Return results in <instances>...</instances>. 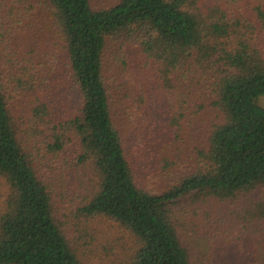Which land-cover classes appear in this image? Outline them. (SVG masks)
<instances>
[{
  "label": "trees",
  "instance_id": "16d2710c",
  "mask_svg": "<svg viewBox=\"0 0 264 264\" xmlns=\"http://www.w3.org/2000/svg\"><path fill=\"white\" fill-rule=\"evenodd\" d=\"M94 2L0 0V264H89L88 241L53 212L37 140L45 159H65L63 177L87 171L77 209L127 232L123 264H193L185 203L217 243L229 223L204 205L256 202L264 187V0ZM66 62L77 108L62 102ZM203 111L204 138L185 152L169 128ZM224 240L230 262L214 264L239 262ZM251 247L239 264H264Z\"/></svg>",
  "mask_w": 264,
  "mask_h": 264
},
{
  "label": "rangeland",
  "instance_id": "374dc122",
  "mask_svg": "<svg viewBox=\"0 0 264 264\" xmlns=\"http://www.w3.org/2000/svg\"><path fill=\"white\" fill-rule=\"evenodd\" d=\"M111 1L95 0L93 5L94 7L107 6ZM58 77H60L59 82L64 85V89L66 90L65 98L62 102L74 108L79 107V91L77 85L73 82V74L70 73L67 62L63 63ZM261 103L264 104V97L261 99ZM159 108L166 113L172 110L165 102L159 104ZM173 111L175 110L173 109ZM186 112L189 117L190 110ZM199 115L191 122L183 121L179 129L177 127L174 129L169 128L171 132L178 130L184 136L185 141L180 143L183 144L185 152H187L188 148L193 149V140L198 145V141L204 138V131L207 128V116L204 114V111ZM34 143L38 146L36 148L38 154L36 169L43 175L45 174L47 180L52 185L51 187L54 191L53 212L61 226L65 229V233L75 238L82 235L88 241V245L90 246L87 249H91V252H89V264H123L128 252L126 248L129 249L132 246L127 232L124 231L118 222L110 218L103 216L86 218L82 215L80 216V212L77 209L80 199L74 196L72 191L75 192L84 180L88 181L89 175L87 178L85 176V172L87 171L81 169L79 171L71 170L66 172V175L63 177L61 173H63L64 164L68 165L65 159L61 160L60 158L53 159L49 157L45 159L43 153L46 152L43 150V146L39 140ZM52 166L54 169H52ZM50 170H54L56 174L50 176L48 174ZM84 187L83 183L82 187L75 193L82 192ZM255 196L259 201L252 202L249 198L240 195L238 199L218 201L215 204L208 202L204 205L206 209L212 208L211 211L213 213L221 211L218 213L219 216L229 223V229H224V231L233 239L231 246H238L243 252L240 255V261L235 262V264H239L250 256L247 251L248 248L252 249L251 246H254L256 251L264 249V215L261 213H264V187L259 189ZM185 204L183 209L188 212L189 219H182L181 223L185 225L183 224L184 226L181 227L185 230V243H187L192 251L193 264H214L218 259L223 262H230L227 260L231 258H229L230 254L226 256L228 254L226 251L228 247H226V241L224 240V237L227 235L220 236L216 232H213L214 235L220 237L214 239L217 243L208 239L205 235L208 230L204 227V224L209 220L208 215L203 214L202 210H197L196 208L199 205L195 202L189 201ZM254 204L263 205V209L258 208L257 215L255 211H248L249 208L255 207ZM100 256L103 259L102 261H99Z\"/></svg>",
  "mask_w": 264,
  "mask_h": 264
}]
</instances>
